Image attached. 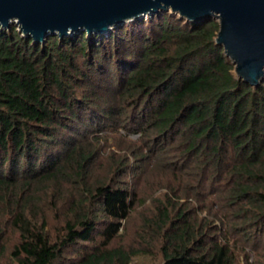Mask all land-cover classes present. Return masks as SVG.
I'll use <instances>...</instances> for the list:
<instances>
[{
	"label": "trees",
	"instance_id": "trees-1",
	"mask_svg": "<svg viewBox=\"0 0 264 264\" xmlns=\"http://www.w3.org/2000/svg\"><path fill=\"white\" fill-rule=\"evenodd\" d=\"M218 29L0 28V264H264V77Z\"/></svg>",
	"mask_w": 264,
	"mask_h": 264
},
{
	"label": "water",
	"instance_id": "water-1",
	"mask_svg": "<svg viewBox=\"0 0 264 264\" xmlns=\"http://www.w3.org/2000/svg\"><path fill=\"white\" fill-rule=\"evenodd\" d=\"M170 12L191 23L218 22L216 45L238 79L257 86L264 77V0H0V28L16 25L43 44L73 34L109 35L113 29Z\"/></svg>",
	"mask_w": 264,
	"mask_h": 264
},
{
	"label": "rangeland",
	"instance_id": "rangeland-1",
	"mask_svg": "<svg viewBox=\"0 0 264 264\" xmlns=\"http://www.w3.org/2000/svg\"><path fill=\"white\" fill-rule=\"evenodd\" d=\"M120 134L123 135V136H126L124 131H120ZM126 138L128 140H130V141L137 142L138 138H139V135L138 134H129V135L126 136Z\"/></svg>",
	"mask_w": 264,
	"mask_h": 264
}]
</instances>
